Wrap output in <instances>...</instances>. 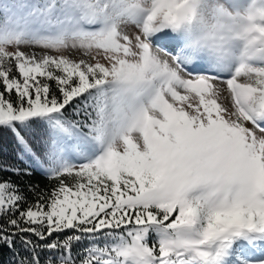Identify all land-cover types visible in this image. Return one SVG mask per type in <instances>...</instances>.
<instances>
[{
    "label": "snow or ice",
    "instance_id": "1",
    "mask_svg": "<svg viewBox=\"0 0 264 264\" xmlns=\"http://www.w3.org/2000/svg\"><path fill=\"white\" fill-rule=\"evenodd\" d=\"M0 11V264H264V0Z\"/></svg>",
    "mask_w": 264,
    "mask_h": 264
},
{
    "label": "trees",
    "instance_id": "2",
    "mask_svg": "<svg viewBox=\"0 0 264 264\" xmlns=\"http://www.w3.org/2000/svg\"><path fill=\"white\" fill-rule=\"evenodd\" d=\"M26 179H29V182H35V183H38L40 185L41 188H44V189H50L52 187V183L50 180L40 176V175H37V176H34L32 178H26ZM29 196L31 197V194H29ZM79 247V246H78ZM7 250H5V253H6Z\"/></svg>",
    "mask_w": 264,
    "mask_h": 264
},
{
    "label": "rangeland",
    "instance_id": "3",
    "mask_svg": "<svg viewBox=\"0 0 264 264\" xmlns=\"http://www.w3.org/2000/svg\"><path fill=\"white\" fill-rule=\"evenodd\" d=\"M4 20H5V17H4L3 12L1 11L0 12V23H3Z\"/></svg>",
    "mask_w": 264,
    "mask_h": 264
}]
</instances>
